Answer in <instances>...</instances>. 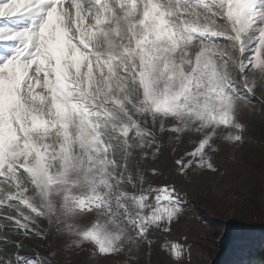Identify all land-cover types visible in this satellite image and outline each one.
<instances>
[{
  "label": "snow or ice",
  "instance_id": "snow-or-ice-1",
  "mask_svg": "<svg viewBox=\"0 0 264 264\" xmlns=\"http://www.w3.org/2000/svg\"><path fill=\"white\" fill-rule=\"evenodd\" d=\"M0 18V264H54L21 240L49 235L135 264L184 205L142 162L167 139L189 145L179 175L215 174L245 142L264 0H0Z\"/></svg>",
  "mask_w": 264,
  "mask_h": 264
},
{
  "label": "rangeland",
  "instance_id": "rangeland-1",
  "mask_svg": "<svg viewBox=\"0 0 264 264\" xmlns=\"http://www.w3.org/2000/svg\"><path fill=\"white\" fill-rule=\"evenodd\" d=\"M253 107L254 111H244L240 117L246 125L244 144L238 148L225 147L215 157L222 175L208 171L179 175L173 161L189 145L176 144L172 154L167 139L162 155L142 162L146 170L157 169L158 174L150 177L153 184L175 185L184 205L179 219L171 225V232L153 229L151 248L142 249L135 264H175L162 248L166 240L186 245L180 264H243L247 255L245 242L252 241L264 248V101L254 102ZM252 224L257 227L237 233L229 244L224 242L232 227ZM21 240L26 248L38 250L43 256L55 250L54 264H120L124 259L93 255L91 245L67 249L65 238L53 235L45 240ZM257 264H264V260Z\"/></svg>",
  "mask_w": 264,
  "mask_h": 264
},
{
  "label": "trees",
  "instance_id": "trees-1",
  "mask_svg": "<svg viewBox=\"0 0 264 264\" xmlns=\"http://www.w3.org/2000/svg\"><path fill=\"white\" fill-rule=\"evenodd\" d=\"M238 227L239 226H234L231 228V230L229 231L228 235L226 236V238L224 240L225 243L229 244L230 239H232L237 233L241 232V231H239V232L237 231ZM256 227H257V225L252 224L248 228V230L249 229L253 230ZM243 245L246 247V250H247V255H246L245 259H243V261H244L243 264H257L259 261L264 260V248L254 245V243L252 241H250L248 243L245 242ZM223 260H224V258L223 259L221 258L220 262H222ZM213 263H216V260H214Z\"/></svg>",
  "mask_w": 264,
  "mask_h": 264
},
{
  "label": "water",
  "instance_id": "water-1",
  "mask_svg": "<svg viewBox=\"0 0 264 264\" xmlns=\"http://www.w3.org/2000/svg\"><path fill=\"white\" fill-rule=\"evenodd\" d=\"M250 226H239L238 227V229H237V231L239 232V231H243V230H245L246 228H249Z\"/></svg>",
  "mask_w": 264,
  "mask_h": 264
}]
</instances>
